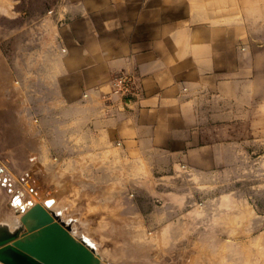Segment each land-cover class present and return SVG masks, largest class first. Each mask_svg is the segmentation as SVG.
Returning a JSON list of instances; mask_svg holds the SVG:
<instances>
[{"label":"crops","instance_id":"0c3cea01","mask_svg":"<svg viewBox=\"0 0 264 264\" xmlns=\"http://www.w3.org/2000/svg\"><path fill=\"white\" fill-rule=\"evenodd\" d=\"M29 5L15 19L12 62L0 61V90L29 103V156L18 163L41 196L55 193L54 212L66 213L65 198H94L111 215L146 216L149 230H190L204 200L221 197L217 180L261 166L264 41L243 0ZM120 75L131 77L128 96L113 88ZM39 166L44 181L33 178ZM9 195L0 184V220L23 215Z\"/></svg>","mask_w":264,"mask_h":264},{"label":"rangeland","instance_id":"374dc122","mask_svg":"<svg viewBox=\"0 0 264 264\" xmlns=\"http://www.w3.org/2000/svg\"><path fill=\"white\" fill-rule=\"evenodd\" d=\"M243 3L255 36L264 41V0H243ZM20 9L28 15L29 0H0L1 62L4 53L11 62L13 60L14 31L19 25L15 19ZM3 76L4 71L0 69V79L3 80ZM118 79L127 80L128 91L116 86ZM131 85L129 75L117 76L113 81L114 90L123 96L131 93ZM3 89L0 94V160L20 177L30 172L25 161L18 163L22 153L23 158L29 156L30 124L23 117L29 103H16L13 95L5 97ZM15 127L21 129L22 134L16 136ZM20 146H26L27 150L20 152ZM239 169L240 173L215 182V196L221 197L204 200L207 214L202 217L203 221H196V226L203 229L191 226L190 230L183 231L149 230L146 216L111 215L109 205L94 198H65L68 209L60 217L64 221L75 219L71 224L73 233L76 234L75 230L77 236L88 233L100 246L106 264H264V159L261 166L256 163ZM33 176L44 181L45 168L35 167ZM21 187L23 183L16 186ZM50 194L55 196V193ZM122 205L119 200V206Z\"/></svg>","mask_w":264,"mask_h":264},{"label":"water","instance_id":"95a60500","mask_svg":"<svg viewBox=\"0 0 264 264\" xmlns=\"http://www.w3.org/2000/svg\"><path fill=\"white\" fill-rule=\"evenodd\" d=\"M16 203L24 209L18 195L9 205ZM0 264L106 263L93 252V242L75 237L69 224L38 204L12 228L0 222Z\"/></svg>","mask_w":264,"mask_h":264},{"label":"bare ground","instance_id":"6f19581e","mask_svg":"<svg viewBox=\"0 0 264 264\" xmlns=\"http://www.w3.org/2000/svg\"><path fill=\"white\" fill-rule=\"evenodd\" d=\"M32 159H35V157H32ZM9 172L10 171L8 170L7 167L0 164V184L3 187H6L8 192L11 194L9 202L7 203L8 207L14 209L15 215H20V214H23V215L20 218H18L16 216H11V217L5 216V217L1 218L0 222H5L8 225H10L12 228L16 224L20 223L21 219L25 215H27L38 204H41L42 206H44L45 209L48 212L52 213L53 215H56V216L58 215V217H60V215L62 216V214H57L56 212L53 211V209L56 207V205L59 203V201L55 197H53L50 193H48L47 196L45 195L46 197L43 198V196H41L39 191L36 190L34 183L32 182V177L30 175V172H27L20 177H17V175H13L11 172L10 173ZM15 176H16V178H15ZM21 183H23L24 187L23 188L22 187L16 188V186H19V184H21ZM27 191H30L32 194L28 192L30 194L29 195L27 193ZM15 195H18L19 201L21 202V204L24 205V209L21 208V205H19L18 203H16V205H12V206L9 205V203L12 201V199ZM37 199H38V201H37ZM47 200H48V202H47ZM50 200H53V201L49 202ZM63 211H65V209L62 210V213H63ZM67 221H69V222L67 223ZM67 221H65V222L67 224H69L71 227L72 218H67ZM75 231L77 234V230H75ZM71 233L77 238L84 236L85 238H87L89 240L90 243L93 242V252L97 256H99L103 262H105L101 252L99 251L100 248H98L100 246H98L97 242L92 237L88 236L87 231H86L87 235L86 234H84V235L80 234L77 236L75 233H73L72 227H71ZM91 235H93V234H91ZM99 245H101V244H99Z\"/></svg>","mask_w":264,"mask_h":264},{"label":"built area","instance_id":"2783aa9c","mask_svg":"<svg viewBox=\"0 0 264 264\" xmlns=\"http://www.w3.org/2000/svg\"><path fill=\"white\" fill-rule=\"evenodd\" d=\"M115 84L116 86L124 87L125 89H127V91L129 90L127 80L125 79H118L116 80Z\"/></svg>","mask_w":264,"mask_h":264}]
</instances>
